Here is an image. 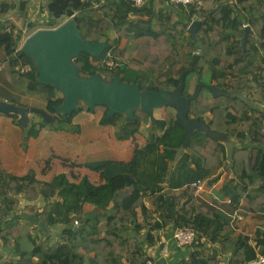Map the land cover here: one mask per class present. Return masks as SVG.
<instances>
[{"label": "trees", "instance_id": "obj_1", "mask_svg": "<svg viewBox=\"0 0 264 264\" xmlns=\"http://www.w3.org/2000/svg\"><path fill=\"white\" fill-rule=\"evenodd\" d=\"M49 1L43 26L55 27L73 17L84 38L100 41V36L107 44L101 60L87 54L93 63L85 62L86 76L99 73L111 80L120 75L123 82H141L142 90H173L185 74L183 94L195 95L198 82H203L204 76L211 79L215 67L218 73L226 74V81L218 84L224 91L256 97L264 103V0H196L188 6L153 0L141 7L133 6L131 0ZM28 4H0V46L5 47L8 57L4 69L15 85L46 101V109L58 122L53 126L75 130L71 122L74 115L64 119L53 109L63 98L57 97L54 86L38 81L33 60L18 48L21 34L17 30L42 26L26 21ZM173 6L176 10L170 9ZM196 15L205 22L193 36L188 28ZM90 20L94 25L102 23L101 32L87 37L82 25ZM245 24L251 33L243 50ZM129 30L135 33L130 36ZM109 31L118 32L119 38L126 37L129 42L124 48L113 46ZM131 37L136 41L134 47ZM82 57L74 62L80 65ZM108 60L114 61L113 68L106 66ZM27 65L31 69L23 74L17 69ZM99 110L103 111L100 124L113 126L120 140L129 139L143 124H149L135 171L112 161L87 164L101 175L103 182L96 184L88 177L72 182L65 173L46 182L32 170L21 177L0 170V237H5L14 254L3 264H147L150 256L146 248L157 243L159 233L180 227L194 229L198 244L187 247L188 257L176 264H247L258 254L264 255V229H256L252 235L228 233V220L192 193L183 199L174 192L207 178L215 166L225 165L235 176L223 188L230 203L246 213L264 216V112L237 96H214L202 87L191 101L188 117L199 118L210 130L233 137L239 145L227 154L222 141L204 131L195 130L186 143L185 129L175 122L174 111L152 122L141 109L135 110L133 120L119 113L109 117L108 107L102 105L93 111ZM207 114L210 118L206 121ZM33 124L52 125L44 120ZM248 142L262 148L249 149ZM179 155L175 170L169 161ZM85 203L94 206L88 214ZM16 211L22 218L35 216L50 228L63 224L59 241L55 243L50 235L40 239L30 224L8 220Z\"/></svg>", "mask_w": 264, "mask_h": 264}, {"label": "crops", "instance_id": "obj_2", "mask_svg": "<svg viewBox=\"0 0 264 264\" xmlns=\"http://www.w3.org/2000/svg\"><path fill=\"white\" fill-rule=\"evenodd\" d=\"M21 1L30 2L29 0H20L19 3ZM3 2L19 4L10 0H0V4ZM148 2L151 4L153 0H148ZM201 4L203 5V3ZM170 9L176 10V7L173 6ZM31 11L29 9L28 12L24 11L26 21H29L28 18H31L33 22L41 20L43 17L41 16V12L32 14ZM133 17L131 15V18ZM15 19L18 22V18L16 17ZM194 20L203 19L196 15L192 21ZM128 32L132 35L135 33L133 30H129ZM108 36L115 47L124 48L129 42L128 38H119L118 32L112 31ZM135 43L136 41L131 37L130 44H132V47H134ZM184 50L188 51L189 47L186 46ZM7 58L5 47L0 46V99L22 106H30L34 101L32 98L34 95L30 94V96L29 93L14 84L13 78L4 69ZM212 70L214 72L213 77L211 79L207 78V76L205 77L206 81L209 80L208 84H216L218 86V84L226 81L225 73H218V69L215 67H212ZM244 97L248 98L247 96ZM30 98L32 102L27 103V99ZM38 98L43 99L41 97ZM248 99L251 102V105H249L251 108L264 112V103L260 102L258 98L252 97ZM168 108L171 109V107ZM161 112L162 107L154 110L157 119L164 118V113ZM174 112L176 113V111ZM239 115L241 116L242 113H239ZM102 116L103 112H95V115L83 114L77 116L71 121L72 125L76 127L75 130H78L75 131L72 129H60L53 125L40 127V124L37 123L41 121L38 120L29 121L28 124L23 126L19 122L17 115L0 114V170L19 177L28 174L32 170L36 173L38 179L46 182H51L55 176L65 173L72 182H79L83 177H88L96 184L103 182L101 175L99 172L87 168V164L112 161L113 163H123L130 167L132 171H135L138 157L147 141V128L149 124H143L140 131L133 134L129 139L120 140L115 136L113 126L100 124ZM209 118L210 115L207 114L206 121ZM202 122L207 124L205 121ZM33 123L37 124L36 127ZM143 128L145 131H142ZM218 133L220 135L223 134ZM223 135H221L220 140L226 146L227 154H229L234 149V146H238L239 143L233 137ZM248 147L249 149L257 150L262 148L251 142H248ZM180 155L169 161L175 170L176 166H178ZM226 162H228V159ZM190 164L191 167L195 168L194 164ZM254 177L257 178V175ZM234 178V174L232 172L229 173L225 165H218L204 179L206 182L204 190L197 192L189 188L188 184H185L182 187L174 189V192L183 199L192 193L200 203L228 220V233L252 235L256 229H264V216L256 213H246L243 208H236L228 201L229 197L224 194L223 188L228 180ZM145 203L148 207H152L150 201L146 200ZM93 209L94 206L92 204H84L85 213L88 214ZM240 213L242 214V218L239 217ZM8 220L12 222L19 220L22 224H30L33 234L40 239L48 235H50L55 243L60 239L59 232L63 224L50 228L48 225L40 223L35 216L22 218L18 211L11 213ZM172 233L171 229H166V231L159 233L161 238L166 239L167 245L170 248L168 255L161 253L157 243L147 249L149 256L154 259L155 264H176L179 260L188 257L189 249L178 248L173 241ZM11 256L14 257L11 245L6 242L5 237H0V264H3Z\"/></svg>", "mask_w": 264, "mask_h": 264}, {"label": "water", "instance_id": "obj_3", "mask_svg": "<svg viewBox=\"0 0 264 264\" xmlns=\"http://www.w3.org/2000/svg\"><path fill=\"white\" fill-rule=\"evenodd\" d=\"M204 22L194 20L190 23L188 29L193 36ZM250 33L251 29L246 26L241 39L243 50L246 48ZM106 47L107 44L104 42L84 38L76 19L70 17L55 27L35 30L26 38L20 50L33 60L38 81L41 84L52 85L63 93L62 104L53 106V109L64 119L80 110V101L91 111L95 110L97 105H102L108 107L109 117L119 113L125 114L130 120L134 119L135 110L141 109L150 115L152 122L157 119L154 110L168 106L176 111L175 122L185 129L187 143L195 130L204 131L218 139L223 135L210 130L199 118L188 117L191 101L197 98L202 87L207 88L214 96H237L251 105L249 99L244 97L245 94L226 92L216 84L199 83L195 95L183 94L185 74L180 76V84L173 90H142L141 82L135 84L123 82L120 75H116L111 80L105 79L99 73L81 76V69L74 62V58L81 53L98 56ZM30 112L40 114L49 124L56 120V117L46 109L30 108L0 99V114L17 115L19 122H22L29 119Z\"/></svg>", "mask_w": 264, "mask_h": 264}, {"label": "rangeland", "instance_id": "obj_4", "mask_svg": "<svg viewBox=\"0 0 264 264\" xmlns=\"http://www.w3.org/2000/svg\"><path fill=\"white\" fill-rule=\"evenodd\" d=\"M10 1H13V2H15V3H19V1L20 0H10ZM30 2H28L29 4H28V7H27V12H28V9L29 10H32L31 12H32V14H35V13H37V12H41V16H43L42 18H41V20H37L36 22L39 24V25H42V26H40V27H36V28H34V29H30V30H28V29H25L24 27H22V28H20L19 30H17V32H19L20 34H21V40H20V42H19V46H18V48L20 49L21 48V46H22V44H23V42L26 40V38L30 35V34H32L35 30H37V29H39V28H48V26H43L44 25V23H45V21H44V19L43 18H45V17H47L48 16V11H47V9H48V5H49V0H29ZM29 20H31V18H28ZM64 19V17H62L61 19H59L58 21H62ZM67 19H69V18H67ZM33 22V21H32ZM62 23V22H61ZM60 23V24H61ZM93 23V21H88L87 23H85V24H83L82 25V33L84 34V35H86L87 37H89V36H91L92 35V33H96V32H99V30H100V27H101V24L100 25H98V23H96L95 25H94V23ZM59 25V24H58ZM98 25V26H97ZM93 26L95 27V26H97L96 28H93ZM49 28H51V27H49ZM97 28H99V29H97ZM101 32V31H100ZM100 32H99V34H100ZM110 33H112V31H109L108 32V34H110ZM98 34V35H99ZM129 35L130 36H132V34L131 33H129ZM93 36V35H92ZM99 39H100V41L102 42V41H104V38H102V37H98ZM126 38V37H125ZM131 46H132V44H130ZM81 56H83L82 58H83V61L84 62H82V63H80V65H78L79 67H80V69H81V72H80V75L81 76H85L86 77V73H85V71H83L84 69H85V62H87V63H93L92 62V60H91V56L90 55H87V53H81L78 57H81ZM97 59L99 58H101L102 56H101V54L99 55V56H95ZM129 58L131 57V55H129L128 56ZM101 60V59H100ZM206 76H204V78H205ZM204 82H206V80L204 79ZM30 95V94H29ZM31 96V95H30ZM38 97H41V96H39V95H34V96H32V98L34 99V101L32 102V99L30 98V99H27L28 100V102L27 103H31V105L29 106L30 108L32 107V108H38V109H46V106H45V104H46V102H45V100H43V99H40V98H38ZM57 97H61V98H63V93L61 92V91H58V93H57ZM42 98V97H41ZM242 100V99H241ZM25 101V100H24ZM80 102H82V101H80ZM242 102H244V100H242ZM85 104V103H84ZM85 105H83L82 103H79V107H82L84 110H81V111H78V112H76V113H78V114H75L74 112H73V114H72V120L74 119V118H76L77 116H80V115H83V114H94L95 115V112L94 111H86L85 110V107H84ZM249 106V105H248ZM87 107V106H86ZM47 110V109H46ZM170 110H172V111H175L174 109H170V108H168V106H164V107H162V112L161 113H164V117L166 116V114H167V112L168 111H170ZM98 112H103L102 110H99V111H97V113ZM51 113V112H50ZM71 116V115H70ZM161 116V115H160ZM42 121V120H44L42 117H41V115L40 114H38V113H36V112H30V114H29V119L26 121H22V122H20L21 123V125H26V124H28L29 123V121L30 122H32V121ZM71 120V121H72ZM57 119L55 120V122H53L52 123V125H57ZM147 130V129H146ZM220 130H222V129H220ZM142 131H145V129L143 128L142 129ZM220 133H222V132H220Z\"/></svg>", "mask_w": 264, "mask_h": 264}, {"label": "built area", "instance_id": "obj_5", "mask_svg": "<svg viewBox=\"0 0 264 264\" xmlns=\"http://www.w3.org/2000/svg\"><path fill=\"white\" fill-rule=\"evenodd\" d=\"M133 3V6L135 7H141L143 5L146 4V2L148 0H131ZM169 3H171L172 5H184V6H188L190 4H194L195 2H197L196 0H167ZM248 26L247 24L244 25V27ZM106 66L108 68H113L115 66V63L113 60H108L106 62ZM17 69L20 71V73H25L27 71H29L31 69V67L29 65L27 66H23V67H17ZM205 180L204 179H197L192 181L190 184H188L187 186L189 188H192L193 190L199 192L205 189ZM150 194V193H149ZM229 202H231V200H228ZM239 217L242 218V214H239ZM75 225L79 224L78 220L74 221ZM172 238L173 241L175 242V245L178 248H187L189 246H193L195 244H198V239H197V232L192 229V228H187V227H180V228H175L172 230ZM248 232V230H247ZM249 233V232H248ZM252 244L255 245V241H252ZM157 246L160 247L161 253L163 255H168L170 252V248L167 245V241L164 238H161L157 241ZM150 247L146 248V251H148L147 249ZM147 264H155V261L153 258H149V260L147 261ZM247 264H264V255L263 254H258L254 259L249 260L247 262Z\"/></svg>", "mask_w": 264, "mask_h": 264}, {"label": "flooded vegetation", "instance_id": "obj_6", "mask_svg": "<svg viewBox=\"0 0 264 264\" xmlns=\"http://www.w3.org/2000/svg\"><path fill=\"white\" fill-rule=\"evenodd\" d=\"M199 83H205V84H208V83H206V82H201V81H199V82H198V85H199Z\"/></svg>", "mask_w": 264, "mask_h": 264}]
</instances>
